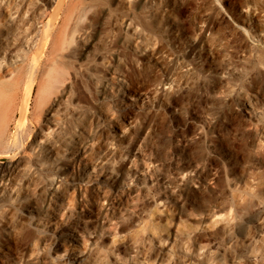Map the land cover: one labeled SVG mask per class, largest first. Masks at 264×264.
Wrapping results in <instances>:
<instances>
[{
	"label": "rangeland",
	"instance_id": "obj_1",
	"mask_svg": "<svg viewBox=\"0 0 264 264\" xmlns=\"http://www.w3.org/2000/svg\"><path fill=\"white\" fill-rule=\"evenodd\" d=\"M5 46L25 53L0 60V156L17 162L0 189V264H264V0H0ZM120 75L128 90L111 97ZM72 135L116 183L151 162L139 195L111 190L110 222L85 166L59 164ZM177 164L193 200L162 187ZM47 207L64 212L55 229Z\"/></svg>",
	"mask_w": 264,
	"mask_h": 264
},
{
	"label": "bare ground",
	"instance_id": "obj_2",
	"mask_svg": "<svg viewBox=\"0 0 264 264\" xmlns=\"http://www.w3.org/2000/svg\"><path fill=\"white\" fill-rule=\"evenodd\" d=\"M5 43H6V41H5ZM1 45H2V43H1ZM41 45H42V41H40V43H39L40 47H42ZM82 48H83V46H82ZM86 48H88V47H86ZM0 49H1L0 50V60L5 61V59H8L9 61H11V63H14L19 58L24 57V53H25L22 49H19V48L17 50H15V52H13L11 49L10 50L12 52H10L9 50H7L6 46L1 47ZM15 49H16V47H15ZM116 79H117L116 81L121 80L122 82H114L110 85V87L107 90L105 89L106 93L111 97L124 95L125 92L128 90V87H129L128 84L124 82L123 76L120 75V76L116 77ZM2 86H0V149L4 145V143L2 142L3 139L1 140V138L4 134V129H5L4 125L6 123V119L8 118V116L6 118V112L7 111H5V106L7 109V104L10 105V101H11L9 98H8L9 101H7L8 96H6V94L2 90L3 89ZM29 94L27 92V95H29ZM7 102H9V103H7ZM242 105L246 107V109L248 111L247 113L250 114L251 116H258L261 113L259 110V107L256 104H254L253 102H251L248 98H244ZM36 117L39 118V116H36ZM38 118H36V119H38ZM25 120H27V119H25ZM24 128H26V127H24ZM27 129H28V127H27ZM24 133L26 134V131ZM27 134H28V132H27ZM78 135L77 136L72 135L70 137L69 141L66 140V146L65 147H67V149H68L67 150L68 152H66V153H68V157L66 159L64 158L65 160H62L61 161L62 163H59V164H62V167L65 168L64 173L68 172L70 168L71 169H78V166H85L82 168L79 167V170L81 169L82 175H83V176H81V178H84L85 180H87V182L89 183L88 185H89L90 189L98 190V198H99V201L102 202L103 206L99 205L97 207V209H98L99 214L102 216L100 223L105 224L107 222H110L109 219H107V217H108L107 215H109L108 212L112 206V200L111 199H112L113 193L111 190L112 189L120 190V189H123V187H125V189H128L127 191H133L132 193L137 192V194L139 195L142 188H144L147 185V182H146L147 180H146V177L144 176V173H145V171L149 170V167H151L150 166L151 162L139 160V161H136L137 163L135 162L136 164L133 163L134 166L131 168V170L128 174V183L118 181L120 184H124V185H119L118 182L116 183L115 176H111L112 175V169L109 167L108 164H106V162H105V164L104 163H97V165H99L100 167H98L97 169L94 167H91L92 170L90 172V167H86L88 165V163L86 162V159H85L86 158V149H84V147H83L84 145H82V143H80V138H78ZM29 136H30V134H29ZM29 136H26V137L29 138ZM23 137H24V135H23ZM27 140L28 139H25L26 142H27ZM39 142L41 144H45L44 141H39ZM18 148H20V147H18V145H17V149ZM42 149H44V148H42ZM45 152H47V154L49 156V154L52 153V150L47 149ZM46 159H48V158H46ZM57 159L58 158H56L55 161H57ZM133 161H135V160H133ZM58 162L59 161H57V163ZM16 166H17V162H14V161L7 159V156H0V189L3 188L2 186H3L4 182L7 180L6 178H8L9 174L11 173V170L14 169ZM92 166H93V164H92ZM101 168H105V170H106L105 174L102 172L101 173L98 172V171H100L99 169H101ZM64 173L61 171V174H64ZM108 173L111 175H109ZM170 180H171V184H173L172 186L169 185L168 181L167 182L162 181L161 182L162 187L163 188H166V187L167 188L168 187L174 188L175 187V189L177 188V189L181 190L182 192H184L185 195L187 196L186 198L193 200L191 197L195 191L194 190L195 181H194V178H192L191 175L185 171V168L183 166H179L178 164L175 166L174 175L171 177ZM132 181H136V184H135L134 188L130 189L129 186L132 185V183H133ZM59 183H60V180L58 181V179H57V182L54 183L53 187L55 189H57L58 186L60 185ZM104 188H105V190H104ZM108 188H109V190H108ZM85 191H86V189L84 190V192ZM122 191L123 190H121V192ZM85 201H88V200H85ZM61 210L57 209L56 207L55 208L47 207L46 212L48 213V215H49L48 219L50 220V221L46 220V222L48 221L47 228L55 229L56 223L57 222L60 223L63 221V214H62L63 211H61ZM112 213H113V211H112ZM91 217H92V211L84 213L82 216V219H81L83 229L86 232H89V234H90V231L95 228L94 227L95 222H93L91 220ZM96 219H97V221L99 220V218H96ZM64 222H65V219H64ZM108 224H110V223H108ZM67 229H69V228H67ZM61 231H62V229H61ZM91 233H92V231H91ZM89 255H91V254H89ZM92 256H88L86 258V257H81V256H78L75 254L71 257V259L73 260V263H71V264H105L104 260L102 259L103 257L96 256V255L93 257Z\"/></svg>",
	"mask_w": 264,
	"mask_h": 264
}]
</instances>
